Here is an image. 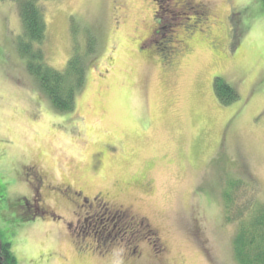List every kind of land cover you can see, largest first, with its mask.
<instances>
[{
	"label": "rangeland",
	"instance_id": "obj_1",
	"mask_svg": "<svg viewBox=\"0 0 264 264\" xmlns=\"http://www.w3.org/2000/svg\"><path fill=\"white\" fill-rule=\"evenodd\" d=\"M38 5L47 61L63 69L77 48L85 78L73 110L56 111L16 50V2L0 0V240L10 244L13 264H236V227L223 210L226 183L241 179L264 202L263 1ZM189 34L194 41L182 42ZM215 77L235 88V101L217 100ZM35 174L64 225L76 230L87 210L76 209L74 218L45 185L90 199L101 194L138 233L120 237L108 225L89 236L51 216L22 223L18 200L30 198ZM99 218L120 220L107 212Z\"/></svg>",
	"mask_w": 264,
	"mask_h": 264
},
{
	"label": "trees",
	"instance_id": "obj_2",
	"mask_svg": "<svg viewBox=\"0 0 264 264\" xmlns=\"http://www.w3.org/2000/svg\"><path fill=\"white\" fill-rule=\"evenodd\" d=\"M14 1L22 24L17 52L24 58L27 71L37 79L40 89L47 95L53 108L59 112H71L76 94L84 83L86 60L75 47L63 69L51 66L41 48L47 31L43 12L38 5L40 0ZM169 42L172 41H163V49L168 52L171 49ZM89 51L93 52L91 46ZM174 53L167 56L175 57ZM163 58L165 57L162 56ZM213 89L221 104H230L238 98L235 88L222 77L214 78ZM246 184L236 178H230L226 183L222 192L224 218L236 227L232 240L236 264H264V202L255 197V191L246 189ZM9 245L0 240V264H13L14 258Z\"/></svg>",
	"mask_w": 264,
	"mask_h": 264
},
{
	"label": "flooded vegetation",
	"instance_id": "obj_3",
	"mask_svg": "<svg viewBox=\"0 0 264 264\" xmlns=\"http://www.w3.org/2000/svg\"><path fill=\"white\" fill-rule=\"evenodd\" d=\"M184 6H186V3H184ZM157 13H158L157 10H154V16L156 18L157 24L159 25L161 23V21H160L161 17L158 16ZM159 31H160V27H157L151 33L157 34ZM185 40H187L188 43L194 41L193 37L190 36V34L188 36L184 37L182 42H184ZM179 41H180V39H179ZM184 45H186V44H184ZM178 54H179V52L176 54V56L175 55L174 56L177 57ZM34 181H35V185H32L33 181H31V180L28 181L32 185V194H31L30 198L22 197V198H19V200H18L17 209H21L23 211L22 215H23L24 219H22V223L24 221L30 222L32 220H37V219L49 220V216H51L50 217L51 220H54V222L64 225L63 222L65 221L64 220L65 217H63L60 214H55L52 210H50L51 207L49 205L45 204L46 198L44 199V196L41 193L42 185L44 183L43 176L40 174H35L34 175ZM44 187H45L44 190L46 191L47 195L52 194L54 196V202H55L54 204L55 205H58L57 200H59V201L62 200L63 203H65L67 205V207L69 206V208H72L71 212H72V214H73L72 216L74 218H75V216H80L79 213L77 212L78 209L84 210V208H86V210H87L86 216H84L82 220L80 218L77 220V224H79V226L77 227L76 230L73 228V224L71 222L66 221L67 223L64 226H65V228H71L72 229V230H70L71 232L75 233V232L80 231V233H83L85 235L87 234L89 236H96L95 234L98 233V231H100V230L106 231V228L109 225V226L115 227V230H117L116 234L120 235V237L125 236V234H127V233H129L130 235L135 234V232H136L135 230H132V231L129 230V229H132V227H131L132 225L128 221L125 220V219H127V217H126L127 213H125L123 215L120 214L117 216L114 215V213H113L114 210L108 206V204L104 201L107 199L104 198V196H102L101 194L94 195L92 197V199H90L91 197L88 198L86 196H83V194L80 191L73 190L69 186H67V188H63V187L61 188L58 186L48 184V185H45ZM47 200H49V198ZM108 210L111 213H108ZM115 211L122 212L125 210H121V209L118 210L117 209ZM104 212H107V215L111 214L112 216H114V218L119 216L118 219H120V220H118L117 223L114 225H110V223L104 224L102 221L103 219L99 218V216L102 215V213H104ZM14 220H16L18 222L19 219H14ZM134 226H135V229L142 228L141 222L139 224H137V227H136V224H134ZM147 227H148V225H147ZM68 232H69V230H68ZM100 233H102V232L100 231ZM136 233H138V232H136ZM154 233H156V232L153 231L152 235H155ZM94 244H97V239L94 240ZM133 248H137V246L135 245ZM134 252H136V250ZM0 259H2V258H0Z\"/></svg>",
	"mask_w": 264,
	"mask_h": 264
}]
</instances>
